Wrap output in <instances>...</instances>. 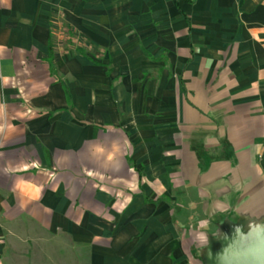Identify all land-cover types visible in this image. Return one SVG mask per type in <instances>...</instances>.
Segmentation results:
<instances>
[{"label":"crops","instance_id":"obj_1","mask_svg":"<svg viewBox=\"0 0 264 264\" xmlns=\"http://www.w3.org/2000/svg\"><path fill=\"white\" fill-rule=\"evenodd\" d=\"M13 241L49 264L264 241V0H0V264Z\"/></svg>","mask_w":264,"mask_h":264},{"label":"rangeland","instance_id":"obj_2","mask_svg":"<svg viewBox=\"0 0 264 264\" xmlns=\"http://www.w3.org/2000/svg\"><path fill=\"white\" fill-rule=\"evenodd\" d=\"M55 21L52 22L53 25V42L55 45H59V49H63V50H71L73 48V46H75V43L77 41L76 37H72L71 32L69 31V28L67 26H65L64 24H62L61 22V15L60 14H55L54 16ZM76 45H78L76 43ZM22 229L26 230L28 233V236H35L38 235L40 238H44L46 235H43V233L41 231H37L36 229H34L33 226H23L21 227ZM30 246L32 247L31 249L27 248V251L24 253L23 247L25 246V244H22L21 242H17V241H13L10 244V251L12 256H9L7 258L8 262L12 263V264H49L50 262H53L52 260L55 259H50L47 257H32L30 256L31 254H38V256H40V251L37 252L38 248H37V244L36 242H29ZM255 245V244H254ZM253 245V246H254ZM229 246H227L222 252L221 255L224 254L225 252H229L228 251ZM250 247H244L241 249H233L231 248V251L228 253L230 256L234 257V258H239L242 259L247 252L249 251ZM20 254L22 255H29L28 258H21ZM220 255V256H221ZM220 256L214 257V258H210V257H206L204 258V264H217L218 259ZM222 258V257H221ZM57 260V259H56ZM59 260H65V259H58ZM56 261V262H58Z\"/></svg>","mask_w":264,"mask_h":264},{"label":"water","instance_id":"obj_3","mask_svg":"<svg viewBox=\"0 0 264 264\" xmlns=\"http://www.w3.org/2000/svg\"><path fill=\"white\" fill-rule=\"evenodd\" d=\"M228 251L230 252L231 248H228ZM229 252L222 254L217 264H264V241L252 246L242 259L230 256Z\"/></svg>","mask_w":264,"mask_h":264},{"label":"trees","instance_id":"obj_4","mask_svg":"<svg viewBox=\"0 0 264 264\" xmlns=\"http://www.w3.org/2000/svg\"><path fill=\"white\" fill-rule=\"evenodd\" d=\"M54 57V45L52 39L49 41V62L51 63Z\"/></svg>","mask_w":264,"mask_h":264}]
</instances>
